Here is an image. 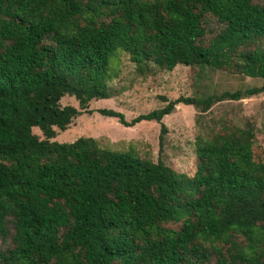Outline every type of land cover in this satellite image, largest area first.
I'll list each match as a JSON object with an SVG mask.
<instances>
[{"label": "trees", "instance_id": "1", "mask_svg": "<svg viewBox=\"0 0 264 264\" xmlns=\"http://www.w3.org/2000/svg\"><path fill=\"white\" fill-rule=\"evenodd\" d=\"M121 53L139 70L185 63L262 82L181 95L131 121L99 109L127 126L162 122L180 102L207 112L263 93L264 0H0V264H264L253 119L199 133L192 176L95 137L55 139L115 96Z\"/></svg>", "mask_w": 264, "mask_h": 264}, {"label": "rangeland", "instance_id": "2", "mask_svg": "<svg viewBox=\"0 0 264 264\" xmlns=\"http://www.w3.org/2000/svg\"><path fill=\"white\" fill-rule=\"evenodd\" d=\"M112 70L117 74L110 82L115 96L93 99L88 110L74 118L67 129H58L56 140L72 142L82 136L95 137L101 146L128 152L135 157L159 158L177 171L194 175L196 171V137L224 117L253 119L258 127V143L254 147L257 160L264 161V92L240 100L226 99L214 104L207 112L180 102L162 122L144 119L127 126L116 116L104 115L99 109L121 111L131 121L136 116L165 106L179 96H197L224 90H236L255 84L260 79L241 77L220 70L205 68L201 76L185 63L172 70L155 66L153 71L139 70L126 53H121ZM62 105L80 108L78 99L66 95ZM81 109V108H80ZM162 123L166 126L163 145L160 144ZM34 131L43 137L38 127ZM1 243V238H0Z\"/></svg>", "mask_w": 264, "mask_h": 264}]
</instances>
